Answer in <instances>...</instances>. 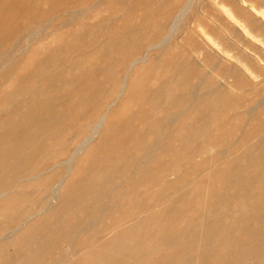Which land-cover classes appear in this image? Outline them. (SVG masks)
Wrapping results in <instances>:
<instances>
[{
	"label": "rangeland",
	"instance_id": "374dc122",
	"mask_svg": "<svg viewBox=\"0 0 264 264\" xmlns=\"http://www.w3.org/2000/svg\"><path fill=\"white\" fill-rule=\"evenodd\" d=\"M222 1L0 0V264H264V47Z\"/></svg>",
	"mask_w": 264,
	"mask_h": 264
},
{
	"label": "bare ground",
	"instance_id": "6f19581e",
	"mask_svg": "<svg viewBox=\"0 0 264 264\" xmlns=\"http://www.w3.org/2000/svg\"><path fill=\"white\" fill-rule=\"evenodd\" d=\"M214 1V0H213ZM234 1V0H233ZM260 1V0H259ZM258 1V3H259V5H260V3L262 2V0H261V2H259ZM244 2V4L245 3H247V2H250V8H247L246 7V5H244V4H239L238 2H237V0H235L234 2H229V3H227V2H224V1H222L220 4H219V6L221 7V9L224 11V14L227 16V19L229 20V22L233 25V27L235 28V29H237L241 34H242V36L247 40V41H249V42H252V43H255V45H258V46H260V47H264V6H261V7H257L256 5H255V3H253L251 0H244L243 1ZM242 2V3H243ZM264 2V1H263ZM262 4V3H261ZM264 4V3H263ZM262 4V5H263ZM181 9H183V8H181ZM183 10H180V13L182 12ZM178 14H179V12H178ZM181 15V14H180ZM175 16V15H174ZM183 16L184 15H182L181 17L183 18ZM180 17V16H179ZM222 17V16H221ZM177 18V17H176ZM181 19V18H180ZM177 20V19H176ZM181 20H183V19H181ZM180 20V21H181ZM179 21V22H180ZM177 22V21H176ZM197 22V21H196ZM174 23V22H173ZM173 23H172V25H173ZM171 25V26H172ZM179 25V24H178ZM175 27V26H174ZM174 27H173V30H176V29H174ZM204 28V27H203ZM229 28V27H228ZM177 29H179L178 27H177ZM173 30L171 29V32H173ZM198 30H200V29H198ZM228 30V29H227ZM176 31H178V30H176ZM229 31V30H228ZM230 32H234L235 33V31H230ZM172 34V33H171ZM170 34V35H171ZM174 35V34H173ZM197 35V34H196ZM203 35V34H202ZM206 35V34H205ZM165 36V35H164ZM199 36V35H198ZM166 37V36H165ZM165 37H164V39L163 40H165ZM168 37L169 36H167L166 38H167V40H170V39H168ZM204 37H206V36H204ZM224 37V36H223ZM237 37H238V35H237ZM236 37V38H237ZM163 38V37H162ZM162 38H161V40H162ZM209 39L208 40H210V41H214V39L213 38H211V37H208ZM222 38V37H221ZM225 38V37H224ZM226 38H227V36H226ZM242 37H240V39H241ZM232 39V38H231ZM201 41H202V39H200ZM205 40H206V38H205ZM221 40V39H220ZM230 40V39H229ZM239 40V39H238ZM237 40V41H238ZM209 41V42H210ZM225 41H228V40H225ZM245 41V40H244ZM243 41V42H244ZM158 42H160V41H158ZM230 42L231 41H228L227 43H229L230 44ZM211 43H213V42H211ZM226 43V44H227ZM160 43H158V45H159ZM213 44H215V45H218V43H213ZM238 44H239V42H238ZM153 45V44H152ZM155 45H157V43L156 44H154V47H155ZM163 45H165V43L163 44ZM166 45H167V43H166ZM165 45V46H166ZM212 45V44H211ZM149 46V45H148ZM162 46V45H161ZM164 46V47H165ZM240 46H242V44L241 45H239V48H240ZM245 46H250L249 44H245ZM147 47V46H146ZM160 47V46H159ZM212 47H214V46H212ZM216 47V46H215ZM244 47V46H243ZM148 48V47H147ZM210 48V47H209ZM244 48H246V47H244ZM149 49V48H148ZM233 49H235V48H233ZM264 49V48H263ZM146 50V49H145ZM204 50V49H203ZM239 50V49H238ZM237 50V51H238ZM217 51H219V50H217ZM223 51V53L221 54L222 55V57H226L227 59H230V58H233V59H235L239 64H236L235 66H237L238 67V69H239V71H240V73H241V75L245 78V79H247V80H252V79H254V81H255V79L257 78V74H256V72L251 68V66L247 63V62H242V61H240V59H239V57H236V56H234V55H228V52L229 51H227L226 49L224 50H222ZM221 51V52H222ZM240 51V50H239ZM251 51H253V49H251V48H249V49H245V53L247 54V56L250 58V59H252L253 61H256L257 63H259V64H262L261 62V59L258 57V55H257V53H255L254 51L253 52H251ZM220 52V51H219ZM220 52V53H221ZM145 53V52H144ZM143 53V54H144ZM237 53V52H236ZM239 54V53H238ZM221 55H220V57L218 56V58H222L221 57ZM215 58H217V57H215ZM143 59V58H142ZM142 59H140V60H142ZM216 60V59H215ZM218 60H220V59H218ZM217 61V60H216ZM216 61H215V63H213L214 65L216 64ZM134 63H136L135 62V60L133 61ZM264 62V61H263ZM134 63L132 64V65H134ZM230 63V62H229ZM231 63H233V62H231ZM131 65V66H132ZM136 65V64H135ZM134 65V66H135ZM214 65H212L211 64V66H212V69L214 68L213 66ZM231 65V64H230ZM234 65V64H233ZM130 66V67H131ZM216 67V66H215ZM128 68V67H127ZM133 68V67H132ZM229 68V67H228ZM231 68V67H230ZM229 68V69H230ZM131 69V68H130ZM228 70V69H227ZM206 71V70H205ZM229 71V70H228ZM206 73H207V71H206ZM229 73V72H228ZM234 74V73H233ZM224 77H228L227 76V74H226V76H224ZM231 77H232V75H231ZM235 77V76H234ZM260 77V76H259ZM258 79V78H257ZM262 79V78H261ZM197 81V80H196ZM259 81V80H258ZM124 82H125V80H124ZM124 82H122V83H124ZM219 82H221V81H219ZM223 82V81H222ZM256 84V83H255ZM123 85V84H122ZM215 85H217V84H215ZM218 85H220V84H218ZM216 86V88H218L219 86ZM253 85V84H252ZM194 86H196L195 85V82H194V84H193V87L192 88H194ZM213 88H215V87H213ZM213 88H210V89H213ZM195 89V88H194ZM196 89H197V87H196ZM249 89V88H248ZM191 91H192V89H190ZM215 90H217V89H215ZM244 90V89H243ZM246 90V89H245ZM190 91V92H191ZM195 91V90H194ZM214 91V90H213ZM210 93H213V92H209V94ZM232 93V92H231ZM248 93V92H247ZM214 94V93H213ZM207 95V94H206ZM205 95V96H206ZM238 95V94H237ZM191 96H193L192 94H190V97ZM194 97V96H193ZM196 97V96H195ZM189 98V97H188ZM193 98H191L190 100H192ZM207 99V98H206ZM194 100V99H193ZM199 101H200V99H199ZM198 101V102H199ZM261 101V100H260ZM188 103L190 102V101H187ZM193 102H195V101H193ZM197 102V101H196ZM202 102V101H201ZM192 103V102H191ZM259 103V102H258ZM187 104V103H186ZM260 104V103H259ZM194 105V104H193ZM249 105V104H248ZM189 107L188 108H190V106L191 105H188ZM197 106H198V104H197ZM258 106V105H257ZM187 107V106H186ZM202 107V106H201ZM246 107H247V105H246ZM184 108V107H183ZM187 108V109H188ZM240 108V107H239ZM245 109H248V108H245ZM252 109H256V107L255 108H253L252 107ZM182 110V109H181ZM250 110H251V108L249 109V112H250ZM188 111V110H187ZM187 111L185 112V113H187ZM191 112V111H190ZM251 113V112H250ZM177 114H179V116H181V115H183L184 113H182V114H180V113H177ZM177 114H176V116H177ZM104 115V114H103ZM173 115H175V114H173ZM244 115H246V114H244ZM170 116H172V115H170ZM243 116V115H242ZM103 118V117H102ZM168 118V116L166 117V119ZM171 118V117H170ZM172 118H174V120H175V117L174 116H172ZM205 118V117H204ZM173 120V121H174ZM98 122H99V119L97 120ZM166 121V120H165ZM97 122V123H98ZM168 122H170V120H168ZM172 122V121H171ZM92 123V122H91ZM95 123H96V121H95ZM93 124H94V122H93ZM166 124H168V123H166ZM173 124V123H172ZM95 125H97V124H95ZM175 125V124H174ZM91 126V125H90ZM167 126H169V125H167ZM97 127V126H96ZM170 127V126H169ZM167 128V127H166ZM165 128V131L167 130ZM97 129V128H96ZM92 132V131H91ZM162 132H164V131H162ZM169 132V131H168ZM185 132V131H184ZM94 133V132H93ZM96 133V132H95ZM160 134V133H159ZM168 134V133H167ZM184 134V133H183ZM171 135V134H170ZM185 135V134H184ZM165 137H167V136H165ZM176 137V136H175ZM87 138V137H86ZM155 138V137H154ZM186 138V137H185ZM160 140V139H159ZM89 141H91V139L89 140ZM152 141V140H151ZM150 141V142H151ZM85 142V141H84ZM156 143V142H155ZM86 144V143H85ZM80 145V144H79ZM150 145V144H149ZM76 146V145H75ZM84 146V145H83ZM82 146V147H83ZM87 146V145H86ZM85 148V147H84ZM81 149H83V148H81ZM149 149V148H148ZM148 149L146 150V151H148ZM80 150V149H79ZM83 151V150H82ZM155 151H156V149H155ZM75 152H77L76 151V149H75V151H74V155L76 156V154L77 153H80V152H77L76 154H75ZM153 154H154V152H153ZM78 155V154H77ZM155 155V154H154ZM158 155V154H157ZM153 157V156H152ZM69 158V157H68ZM72 158H73V156H72ZM71 158V159H72ZM138 157H136V159H137ZM140 158V157H139ZM148 158V157H147ZM70 159V158H69ZM151 158H149V160H150ZM153 159V158H152ZM69 161V160H68ZM60 162V161H59ZM71 162V161H70ZM138 164V163H137ZM142 164V163H141ZM138 166H140V165H138ZM49 169V168H48ZM68 170V169H67ZM64 174V173H63ZM37 176V175H36ZM63 178V177H62ZM263 180H264V178H263ZM117 183V182H116ZM56 184V183H55ZM121 185V184H120ZM114 186H115V184H114ZM263 186V185H262ZM55 187V186H54ZM57 187V186H56ZM51 189H53V188H51ZM55 189V188H54ZM57 189V188H56ZM13 190V189H12ZM59 190V189H58ZM113 190V189H112ZM6 191H10V190H6ZM56 191V190H55ZM4 191H3V189H0V196H2V195H4V193H3ZM53 192V191H52ZM58 191H56V193H57ZM52 196H54V192H53V195ZM55 196H57L56 194H55ZM7 197V196H6ZM58 197V196H57ZM5 199H7V198H5ZM54 201V200H53ZM57 201V200H56ZM113 202V201H112ZM33 203V202H32ZM111 203V202H110ZM9 205H10V202H5V203H1L0 204V211H7L8 210V208H9ZM42 209V208H41ZM50 209V208H49ZM49 209H46V210H48L49 211ZM39 211V210H38ZM34 213V212H33ZM32 213V214H33ZM34 214H36V213H34ZM33 214V215H34ZM31 215V214H30ZM102 215V214H101ZM7 218V217H6ZM28 218V217H27ZM3 220V219H2ZM93 220V219H92ZM27 221V220H26ZM26 221H24V222H26ZM76 224L77 223H75V227H76ZM81 225V224H80ZM160 226V225H159ZM15 228H17V227H15ZM92 228V227H91ZM89 230V229H88ZM74 231V230H73ZM85 231H87V230H85ZM12 232V231H11ZM220 232H222V231H220ZM74 233V232H73ZM80 233V232H79ZM13 234H14V232H13ZM73 236V235H72ZM71 236V237H72ZM13 238V237H12ZM30 238V237H29ZM69 238H70V236H69ZM68 238V239H69ZM71 239V238H70ZM7 240V239H6ZM5 240V241H6ZM65 240H66V238H65ZM10 241H11V239H10ZM60 241V240H59ZM75 241V240H74ZM64 242V241H63ZM62 242V243H63ZM62 243H61V245H62ZM167 243V242H166ZM31 244V243H30ZM165 244V243H164ZM167 244H169V242L167 243ZM202 244V243H201ZM12 246V245H14L13 244V242H11L10 244H8V246ZM23 245V244H22ZM22 245H21V247H22ZM25 245H27L28 246V243L26 244L25 243ZM60 245V246H61ZM191 245V244H190ZM225 245V244H224ZM74 246V245H73ZM115 246V245H114ZM159 245L157 244V247H158ZM163 246V245H162ZM200 246V245H199ZM215 246V245H214ZM33 247V246H32ZM31 247V248H32ZM40 247V246H39ZM38 247V249H37V251L40 249ZM62 247V246H61ZM67 247H68V245H67ZM72 247V246H71ZM154 247V246H153ZM191 247V246H190ZM62 248H64V246L62 247ZM218 248H220V247H218ZM25 249H27V248H25ZM152 249V248H151ZM226 249H227V247H226ZM34 250V249H33ZM37 251H35L34 250V252L36 253ZM70 251V250H69ZM69 251H67V252H69ZM147 251V250H146ZM149 251H150V249H149ZM153 251V250H152ZM6 252V251H5ZM29 252V251H28ZM28 252H26V253H28ZM66 252V251H65ZM73 252H75L74 250H73ZM23 253H24V251H23ZM33 254V253H32ZM39 254V253H38ZM0 255H1V252H0ZM19 255V254H18ZM38 256V255H37ZM36 256V259H38L39 260V258ZM40 256H41V254H40ZM17 257V256H16ZM19 258H14V259H12V260H10V261H12V264H18L23 258H25V256H18ZM29 257H31V255H29ZM28 258V257H27ZM97 258V257H96ZM28 260H29V258H28ZM30 260H32V258H30ZM37 260V262H39ZM104 260V259H103ZM26 261V260H25ZM33 261H34V259H33ZM42 262V261H41ZM104 262V261H103ZM20 263H22V262H20ZM29 263H32V261L31 262H29ZM53 263V262H52ZM51 263V264H52ZM106 263V262H105ZM26 264V263H25ZM28 264V263H27ZM37 264V263H36ZM54 264V263H53Z\"/></svg>",
	"mask_w": 264,
	"mask_h": 264
}]
</instances>
